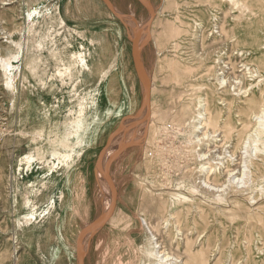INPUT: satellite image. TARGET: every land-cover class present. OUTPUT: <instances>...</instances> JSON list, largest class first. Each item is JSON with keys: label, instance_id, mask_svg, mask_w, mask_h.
<instances>
[{"label": "rangeland", "instance_id": "obj_1", "mask_svg": "<svg viewBox=\"0 0 264 264\" xmlns=\"http://www.w3.org/2000/svg\"><path fill=\"white\" fill-rule=\"evenodd\" d=\"M148 1L121 11L96 0L0 4V61L10 69L0 63V264H157L144 219L157 225L166 251L194 253L191 264H264V149L248 148L253 191L228 194L229 202L166 196L163 208L156 196L202 175L188 141L200 88L216 90L215 79L197 77L214 50L203 61L213 41L205 24L218 16L229 26L233 6ZM246 83L264 90L257 77ZM235 114L231 140L244 157L241 130L255 121Z\"/></svg>", "mask_w": 264, "mask_h": 264}, {"label": "bare ground", "instance_id": "obj_2", "mask_svg": "<svg viewBox=\"0 0 264 264\" xmlns=\"http://www.w3.org/2000/svg\"><path fill=\"white\" fill-rule=\"evenodd\" d=\"M202 1L205 5H208L218 0ZM225 1H228L233 6L232 12H230L231 18H229L228 21L229 26L224 25L227 20L221 23V17L218 16L214 17L212 22L210 21L205 24L204 31L207 34L206 37L208 40L212 39L213 41L205 48L204 57L203 54L201 55L203 61L206 60L204 58L207 52L209 50H214L209 65H207L206 69L204 68L203 73L197 76L198 79L207 78L208 81L215 79V82L212 83L215 85L216 90L210 86V83H207V85L203 84L199 90L200 93H203V96H199L197 99L196 107L191 116V129L193 135L188 142L191 144L190 147H193V151H196L195 154L199 160L198 164L202 171V175L193 178V184L190 186L188 184L186 185L183 180L177 181L174 185L175 188L172 186V189L167 188L168 186L166 185V193L161 191L162 193L160 192V194L156 195L159 197V203L163 208L165 204H167L166 198L173 201L176 200L178 202L188 203L192 201L193 198L200 197L210 203H217L218 205L220 202H229L230 198L237 197V192L240 190L246 192L247 190H252V185L256 184L254 181L255 169L248 148L250 146L253 147L255 154L257 152L261 153L264 149V145L259 147L260 143L263 144L261 136L264 133V90H261L260 94L254 93V91L250 90L254 85L247 84L246 81L248 78L254 77H257V79L259 78L260 81L264 80V10H262L264 8V0ZM7 2L8 0H0V4L2 5L7 4ZM251 17H254V19L256 18V20L254 21ZM2 20L4 21L5 19L0 16V24H2ZM213 22L214 26H212ZM197 25H200V23H197ZM245 41L250 42V44L246 46L244 44ZM79 59H81L80 56ZM3 61H0V63ZM173 63V71L178 70L179 61L175 59ZM5 64L6 61H4V65L1 63L4 69L3 71L7 72L10 70L9 67H6L9 63ZM185 70L190 73L192 71L183 67V71ZM176 79L177 83L180 84V79ZM186 87H189V85H186ZM215 91H218L216 92L217 94H215ZM228 95H233L234 97L228 99ZM236 98L239 99V103L243 105H238V109L234 106L235 102L238 101ZM173 109L170 108V111ZM222 110L226 111L228 116L225 118L224 125L220 127L217 125V121L222 115ZM233 113H236L234 117L243 116L244 118L254 119L255 121L254 124L245 122L241 130V133L244 134L241 143V147L245 148L244 153L246 155L244 157L239 156L235 149L238 147L239 143H236L234 139L231 140L232 136L230 133L234 129V125L231 121ZM167 114L168 112L165 113L166 116ZM175 115H173V118L177 117V115ZM164 117L163 119H165ZM163 119L161 120L162 122ZM77 123L80 127L85 126L84 118L78 120ZM178 124H182V122ZM199 129H204V131H200V134H194V132L199 131ZM80 141L81 138L76 134V145H78ZM69 142L70 141L63 143L62 141L60 144L63 147H74V145L71 146ZM195 147H197L196 150ZM73 150L74 149H72V151ZM69 153L67 152V154ZM64 158H67V156ZM204 173H206V175H204ZM197 178L200 180V185L194 183ZM259 182H264V176L258 183ZM163 184H165V182H163ZM239 184L242 185L239 186ZM262 187L263 186L260 188V195H264V187ZM228 194H231L229 199ZM260 195L258 197H260ZM258 197H250V202L254 205L258 204ZM31 216L32 215H30V217ZM174 218L175 216L170 214L166 222L170 224V219ZM144 221L147 228L151 231L150 241L152 245L150 256L157 261V264H191L193 260L196 259L194 253L189 251L184 254V258H180L179 254H175L171 250L166 251L164 246H161V241L158 242L157 225H153L146 219H144ZM155 236L157 237L154 238ZM153 238L156 240L155 242ZM187 239L188 238L184 237L183 241L188 247L190 242L187 241Z\"/></svg>", "mask_w": 264, "mask_h": 264}, {"label": "crops", "instance_id": "obj_3", "mask_svg": "<svg viewBox=\"0 0 264 264\" xmlns=\"http://www.w3.org/2000/svg\"><path fill=\"white\" fill-rule=\"evenodd\" d=\"M96 1H100L102 2L103 4H105L109 9H110V6L113 7V9L117 10V11H121L123 10L124 7H127V6H132L134 7L137 3L136 1L140 2V4L145 7L143 5V3L141 2V0H96ZM148 1V0H147ZM149 2V1H148ZM151 3V1H150ZM111 10V9H110ZM112 11V10H111ZM83 177L84 178H87L88 177V171H86L84 169L83 173H82Z\"/></svg>", "mask_w": 264, "mask_h": 264}]
</instances>
